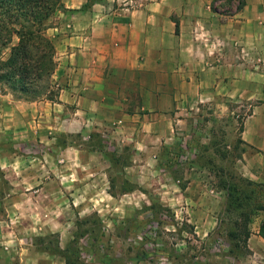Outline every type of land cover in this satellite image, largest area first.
I'll return each mask as SVG.
<instances>
[{"label":"crops","instance_id":"1","mask_svg":"<svg viewBox=\"0 0 264 264\" xmlns=\"http://www.w3.org/2000/svg\"><path fill=\"white\" fill-rule=\"evenodd\" d=\"M62 5L46 30L55 49L54 99L25 100L0 84V141L18 147L0 149V240L63 230L76 188L95 184L96 142L154 151L173 138L180 110L196 103L249 108L242 176L264 182V0ZM259 227L260 220L251 228V248H264ZM13 244L21 264H64Z\"/></svg>","mask_w":264,"mask_h":264},{"label":"rangeland","instance_id":"2","mask_svg":"<svg viewBox=\"0 0 264 264\" xmlns=\"http://www.w3.org/2000/svg\"><path fill=\"white\" fill-rule=\"evenodd\" d=\"M8 50L0 47V59ZM248 114L245 107L193 104L178 113L173 138L150 152L99 140L101 155L91 160L99 168L90 177L95 184L76 188V198L65 205L69 219L63 220V230L4 235L0 264H21L16 239L19 246L45 251L60 263L67 255L76 264H264L259 244L231 245L227 234L233 225L224 215V182L240 186L238 177H243L240 133ZM5 141L0 149L4 143L18 148ZM146 144L154 146L150 140ZM259 220L263 211L252 216L250 231ZM6 223L8 229L13 226L9 219Z\"/></svg>","mask_w":264,"mask_h":264},{"label":"trees","instance_id":"3","mask_svg":"<svg viewBox=\"0 0 264 264\" xmlns=\"http://www.w3.org/2000/svg\"><path fill=\"white\" fill-rule=\"evenodd\" d=\"M62 1L0 0V47L9 48L8 56L0 59V84L20 98L53 100L57 95L52 84L55 49L46 30L49 18L63 7ZM15 38L17 41L13 44ZM238 181L240 186L227 181L223 186L226 189L224 215L233 225L227 235L235 247L246 244L251 234L252 216L264 211V182H253L241 176ZM258 234L264 239V220ZM64 264L76 263L65 255Z\"/></svg>","mask_w":264,"mask_h":264}]
</instances>
